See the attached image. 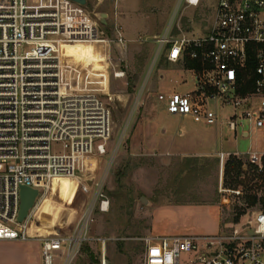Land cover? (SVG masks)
Returning a JSON list of instances; mask_svg holds the SVG:
<instances>
[{
  "label": "built area",
  "instance_id": "built-area-1",
  "mask_svg": "<svg viewBox=\"0 0 264 264\" xmlns=\"http://www.w3.org/2000/svg\"><path fill=\"white\" fill-rule=\"evenodd\" d=\"M37 1L40 5L34 8L30 0H0V241L38 242L42 264H55L57 259L72 264L92 240L96 215L111 208L106 193L110 167L97 177L89 173L88 163L92 156L107 152L111 110L97 94L83 89V82L66 76L61 49L67 43L114 42L126 54L128 42L118 28L115 40L108 37L100 15L88 9V0L86 6L71 0ZM185 2L197 7L201 0ZM177 13L166 32L152 40L156 45L152 68L160 61L180 66L191 74L194 90L167 91L157 98L168 114L191 118L206 127L219 122L212 103L231 107L230 131L241 130L244 137L253 134L262 141V148L247 152L242 165L257 177L247 187L261 190L264 0H219L208 31L192 36L175 34ZM138 41L143 44L149 39L139 37ZM55 144L63 146L62 154L53 152ZM229 156L218 153L219 192L244 199L247 187L243 184L224 186ZM60 177L77 181L89 197L83 214L69 233H30L34 210L41 205L50 182ZM22 187L37 189L39 197L29 216L19 222ZM247 207L250 212L244 221L224 223L214 235L144 238V264H264V206ZM183 254L191 258L183 262Z\"/></svg>",
  "mask_w": 264,
  "mask_h": 264
},
{
  "label": "rangeland",
  "instance_id": "rangeland-1",
  "mask_svg": "<svg viewBox=\"0 0 264 264\" xmlns=\"http://www.w3.org/2000/svg\"><path fill=\"white\" fill-rule=\"evenodd\" d=\"M218 2H207L208 17L211 19L215 16ZM30 3L34 8L40 5L37 0H30ZM148 3H156V0L142 2L144 7ZM92 6L88 2V9L95 15L102 13V9L95 10ZM192 13L191 10L187 11L189 16ZM202 15L201 8H198L196 19L200 21ZM155 16L145 23L146 30L142 28L140 33L149 42L140 44L138 37L135 43L128 44L126 54L114 42L106 45L63 44L66 76L73 81L83 82V89L97 94L111 110L107 152L104 156L96 154L88 160L89 173H95L97 177L110 167L106 193L111 208L106 214L96 215L90 234L92 240L83 246L72 264H144L143 239L150 236L147 235V202L143 198L154 202L158 214L156 223L163 216L170 219L174 224L171 225L174 234L212 235L209 234V215L199 210L200 207L194 210L191 206L195 204L220 206L221 228L227 222L244 221L250 212L244 199L219 192L218 153L230 154L225 161L224 186L236 188L234 179L226 177L228 161L234 158L243 165L247 152L255 147L262 148V141L253 134L249 138L244 137L241 130L237 133L230 131L227 121L233 110L231 107H220L218 103H212L219 115V122L212 127L194 123L191 118L168 114L165 104L158 100V94L174 90L188 93L194 90V84L191 74L180 66L160 61L152 68L156 45L149 37L160 26ZM184 26L188 29L185 21ZM102 27L111 40L116 39L114 26ZM190 27L186 35L200 33L201 26L197 21ZM118 73L122 76L118 77ZM184 81L187 83L183 84ZM183 127L193 130L195 135L192 138L188 136L187 140L180 139L177 131ZM162 129L167 130L170 143L176 136L177 150H169L167 144L153 146L152 138H160ZM53 152L62 154L63 146L55 144ZM236 153L239 155L236 156ZM256 178L253 170L249 172L242 168L240 180L245 185L250 186ZM88 201L89 197L82 192L77 181L63 177L53 179L41 205L33 212L29 232L34 231L37 236L53 235L52 224L65 230L64 233L71 232ZM12 242L17 243L0 244V264H20L19 258L25 254L29 255V260L22 264H35L30 242ZM190 258L189 254L182 256L183 262ZM55 264L62 263L57 259Z\"/></svg>",
  "mask_w": 264,
  "mask_h": 264
},
{
  "label": "crops",
  "instance_id": "crops-1",
  "mask_svg": "<svg viewBox=\"0 0 264 264\" xmlns=\"http://www.w3.org/2000/svg\"><path fill=\"white\" fill-rule=\"evenodd\" d=\"M144 0H88L89 3H92V8L95 10L102 9V13L106 14L105 20L107 21V25L105 26H114L118 28L124 39L129 43H135L138 37H143L140 35L141 29L145 28L146 30V22H149L152 16H155V21L160 24L159 29L153 35H150L149 38L152 40L155 37H159L163 35L167 28L173 21V17L176 12L180 10L179 18L174 26L175 34H185L186 31L191 30L190 26L197 21L201 30L199 34L205 33L208 31V28L212 24L214 20V16L208 17L209 8H208V0H201L199 6H188L185 0H156V3H148L146 7L143 6L142 2ZM154 1V0H150ZM201 8L202 10V19L198 21L195 17V12ZM191 10L192 15H188L187 11ZM194 14V15H193ZM175 20V19H174ZM184 21L188 27V29L184 26ZM144 26V27H143ZM111 28V27H110ZM144 30V29H143ZM142 30V31H143ZM202 32V33H201ZM186 35V34H185ZM194 34H190L187 36H192ZM147 38V37H145ZM154 43V42H152ZM144 44V43H143ZM155 45V44H154ZM192 129V128H190ZM193 130H187L185 127L179 129L177 131V135L182 140H187L191 136L195 135ZM189 136V138H188ZM154 137V136H153ZM192 138V137H191ZM153 146H161V144H167L169 150H175L177 145V138L174 137L173 141L170 143V136H168L167 130L162 129V136L160 138L155 139L152 138ZM175 147V148H174ZM177 150V149H176ZM192 150V149H190ZM148 203H146V214L149 218V225L147 229V235L152 236H188L186 233L174 234V225L170 222V219L166 216H163L160 219L159 223H156V219L158 217L157 209L155 210L154 202L147 199ZM194 210L200 207L199 210L205 211L210 219V232L209 234H217L221 230V208L216 204H206V205H193L191 206ZM55 225V224H54ZM57 226V225H56ZM208 228V227H207ZM62 232L63 229H61ZM71 231V230H69ZM208 235V234H206ZM17 242L12 241H0L2 245H11L16 244ZM29 247L34 251L33 262L35 264H42L41 254H40V244L38 242H30ZM18 262V259H16ZM29 260V255L25 254L24 256L19 258L20 264L27 263Z\"/></svg>",
  "mask_w": 264,
  "mask_h": 264
},
{
  "label": "trees",
  "instance_id": "trees-1",
  "mask_svg": "<svg viewBox=\"0 0 264 264\" xmlns=\"http://www.w3.org/2000/svg\"><path fill=\"white\" fill-rule=\"evenodd\" d=\"M252 64L253 63H251V65ZM241 176H242V162L234 158L230 159L226 166V177L233 178L234 183L236 184L237 187L242 184L244 185V187H247L248 185H245L243 181L240 180ZM244 200L249 206H255L258 203H261L264 206V187H262L261 190L260 188L256 189L253 187L245 188ZM236 220L237 221L239 220V216L236 218ZM92 257L94 256L92 255Z\"/></svg>",
  "mask_w": 264,
  "mask_h": 264
},
{
  "label": "water",
  "instance_id": "water-1",
  "mask_svg": "<svg viewBox=\"0 0 264 264\" xmlns=\"http://www.w3.org/2000/svg\"><path fill=\"white\" fill-rule=\"evenodd\" d=\"M74 1L82 6L87 5V0H71ZM100 15V23L102 25H107V21L105 18L107 17L106 14H99ZM39 197V191L37 189H31L28 187H22L21 188V207H20V213H19V222H24L25 219L29 216L30 211L35 207L36 200ZM145 202H147V199L143 198ZM50 228L52 231L56 233H61V229L57 228L53 225H50Z\"/></svg>",
  "mask_w": 264,
  "mask_h": 264
},
{
  "label": "bare ground",
  "instance_id": "bare-ground-1",
  "mask_svg": "<svg viewBox=\"0 0 264 264\" xmlns=\"http://www.w3.org/2000/svg\"><path fill=\"white\" fill-rule=\"evenodd\" d=\"M61 60H62V63H63V46H62V49H61ZM118 77L119 76H121V75H117ZM72 180H74V179H72ZM75 181V180H74ZM147 203H148V201H147ZM53 225V224H52ZM53 226H55V225H53ZM55 227H57V226H55ZM57 228H59V227H57Z\"/></svg>",
  "mask_w": 264,
  "mask_h": 264
}]
</instances>
